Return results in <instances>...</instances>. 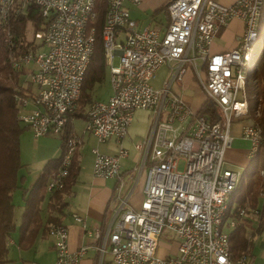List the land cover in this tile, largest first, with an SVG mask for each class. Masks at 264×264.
I'll return each mask as SVG.
<instances>
[{
	"label": "built area",
	"instance_id": "obj_1",
	"mask_svg": "<svg viewBox=\"0 0 264 264\" xmlns=\"http://www.w3.org/2000/svg\"><path fill=\"white\" fill-rule=\"evenodd\" d=\"M33 1L26 0L27 5ZM142 2L113 1L109 26L112 95L97 101L94 112L85 114L86 130L99 142L112 137L121 142L137 110H148L154 116L147 135L135 143L141 158L131 184H123L122 160L129 154L126 147L115 154L93 149L94 174L117 179L105 226L87 228L94 237L96 264H104L107 253L117 264H232L226 259L224 239H230L247 208H235L227 233L216 236L217 208L236 175V170L225 166L233 123L244 120L242 136L251 141L250 153L262 139L261 126L246 122L239 87V66L244 64L259 24L261 0H234L231 4L170 0V22L163 34L150 25L138 28L127 4ZM94 9L95 0H45V23L34 33L40 46L26 59L27 74L37 91L20 94L19 118L35 137L62 134L75 119L84 82L81 71L87 70L94 51ZM235 17L244 21V32L235 47L211 52L215 35ZM116 56L118 64H114ZM164 65L170 75L164 82H173V90H164V82L159 87L152 83ZM189 70L206 95L207 113L200 112L203 104L194 107L174 88L175 84L184 86ZM67 146H72V136L48 180L50 191L63 173ZM143 175V197L134 205L132 197ZM74 218L87 226L81 215L74 214ZM165 229L178 240L175 250L160 254ZM52 235L57 263L79 264L88 245L71 250L67 226ZM241 264H251L249 256L241 255Z\"/></svg>",
	"mask_w": 264,
	"mask_h": 264
},
{
	"label": "trees",
	"instance_id": "obj_2",
	"mask_svg": "<svg viewBox=\"0 0 264 264\" xmlns=\"http://www.w3.org/2000/svg\"><path fill=\"white\" fill-rule=\"evenodd\" d=\"M106 5V0H101L98 3V18L92 22L96 26L94 52L85 73L78 107L74 113L75 117H85V106L93 100L89 91L97 81L102 80L105 76L106 64L102 28L107 9ZM262 18H264V5ZM44 23L39 7L35 4L24 6L23 10L21 9L17 14L11 13L6 22L0 23V264H9L10 262L8 242H10L9 238L17 229L14 218L16 206L14 192L16 190L23 189L24 192V210L19 233V244L22 248L33 246L40 233L48 232L49 234L50 223L59 222H43L42 211L43 204L48 197V180L61 162L67 138L75 134L73 121L66 124L65 131L61 134V154L49 160L34 184L31 187H26L24 185L25 175L20 174V169L26 165L21 162L20 141L22 133L29 126L23 127L21 125L17 98L20 94L17 93L15 96L21 82L24 81V72L21 71L22 69L15 70L10 60L13 55H19L40 46V42L27 38L28 27L31 25L35 33L37 29L43 27ZM244 97L249 102L250 112L247 119L260 124L262 139L256 155L251 157L249 164L242 171L226 216L233 219L235 208L238 209L240 206L247 208V214L249 213V217L241 218L237 226L230 232L232 259L248 253L247 222L252 219L251 214L254 213L258 216L260 227L264 222V206L263 208L260 207L262 199H264L262 196L264 194V39L256 57V66L248 74ZM209 110L208 101L205 100L200 112L207 113ZM257 111H259V115L256 114ZM211 117H213V114H211ZM79 170L80 163L76 150L72 156V163L64 188L52 192L49 198H57L61 202L62 196L70 190ZM60 202L58 207L62 208L64 202ZM255 210L258 212H255ZM107 217L108 215L104 218L105 224L108 220Z\"/></svg>",
	"mask_w": 264,
	"mask_h": 264
},
{
	"label": "crops",
	"instance_id": "obj_3",
	"mask_svg": "<svg viewBox=\"0 0 264 264\" xmlns=\"http://www.w3.org/2000/svg\"><path fill=\"white\" fill-rule=\"evenodd\" d=\"M169 1L170 0H143V2L138 6L130 3H128L127 5L130 9L131 17L137 22V26L139 29L150 25L159 28L161 34H163L170 22V16L167 10ZM217 1L224 4H231L234 0ZM149 9H152V14L150 16L151 22L145 23L143 20L139 19L137 14L138 12L148 11ZM134 12H136V15L134 14ZM223 28L220 29L219 32L215 35L210 46L211 52H222L235 47L237 39H239V37L244 32V21L239 17H235L229 21V23L225 26L224 29ZM217 35H219L220 38H224V42L222 44H220L219 41L215 40L217 39ZM192 76L195 77L194 72ZM205 98L206 96L204 94L202 102L198 106L204 103ZM247 116H245L246 122H250V120L247 119ZM153 119L154 116L152 112L148 110H137L134 115V120L130 126L129 133L121 142L115 137L110 138L106 142H99L97 138L93 134H91L95 137L96 141L92 147V152L94 148H97L103 153L115 154L121 146H124L128 149V156L122 160V173L125 184H127V182L128 184H131V179H135V171L133 170L135 166L139 164L141 158V153L136 149L135 143L139 140L144 139L152 125ZM243 124L244 120H237L233 123L231 129L233 139L231 142V146L227 148L225 153V166L240 171L244 170V168L249 164V161L251 159L249 156L251 141L242 136ZM50 134L52 133L44 134L42 136ZM74 135L81 138V143H79L76 148L80 163L79 173L75 181L71 185L70 190L62 196L61 202L57 200V198L50 199L49 196L54 191L51 192L47 189L48 197L43 204L42 211L43 222L50 223L51 221H59V223L65 224L69 229V247L71 250H76L81 246L88 245V249L86 253L82 256L79 264H96L97 252L95 247L93 246L94 237L92 235H89L87 228L94 229L102 228L105 226L104 218L105 216L108 215L109 217L110 215L109 201L115 191L117 179L113 177L104 178L95 175L93 172L94 159L90 168L85 165L83 166L80 160V149L81 145L83 144V136H79L76 133ZM61 143L62 139L60 142V151L57 155L53 157L43 158V160H47L44 166L49 160L58 157L61 154ZM128 172H131V174H133L130 180H126ZM143 178L144 175L140 179L139 183L143 180ZM34 182L31 183L29 186H26V183L24 185L26 187H31ZM262 196L264 197V194H262ZM142 197V188L138 194H135L134 191L132 203L134 205H138L142 200ZM59 202H64L62 208L58 207ZM263 206L264 199H262L260 207L263 208ZM74 214L81 215L83 218H85L87 226L85 227L81 222L76 221L74 218ZM248 214L242 219L249 217ZM251 217L252 219L247 222L249 244L248 253L246 255L249 256L251 264H264V222L263 225H261L260 227V221L258 219V216L253 213L251 214ZM20 226L15 230L14 238H12V235L9 238L10 242H8V246L12 244L15 245L17 249V252L14 256L11 257L8 254L10 258L9 264H43L44 261H38L39 258L37 257V251L38 249H40L39 247H41V238L49 237L51 239L48 232L44 234L40 233L33 246L29 248H22L19 244ZM49 247L55 253L52 263L49 264H57V254L53 240ZM167 252L168 251L166 250V248L160 245L159 253L166 254ZM106 255L104 264H117L113 261L112 255L110 253H108L107 256Z\"/></svg>",
	"mask_w": 264,
	"mask_h": 264
},
{
	"label": "rangeland",
	"instance_id": "obj_4",
	"mask_svg": "<svg viewBox=\"0 0 264 264\" xmlns=\"http://www.w3.org/2000/svg\"><path fill=\"white\" fill-rule=\"evenodd\" d=\"M134 14L136 15V12H134ZM151 14H152V9H149L148 11L138 12L137 15L139 19L143 20L145 23H150ZM263 34H264V30L261 31L259 40L262 39ZM27 38L29 40L35 39L37 42L40 40L34 37V30L31 25H29L28 27ZM223 39L224 38H220L219 35H217V39L215 40L219 41V43L222 44L224 42ZM118 62H119V56H116L114 59V64H118ZM105 64H106V72L104 78L100 81H97L94 84L93 88L90 89L89 91L91 96L93 97V100L106 101L112 95L110 65L109 63L108 64L105 63ZM251 65H252V61L250 62V66L246 69L247 74L252 72V70H250ZM25 68L26 71H24L23 69L21 70L22 72H24L23 73L24 81L21 82V86L18 88V91L15 93V96L17 93L25 95L31 90L37 91L36 85L31 84L30 78L27 74V65L25 66ZM192 75H193V71L189 70L184 78V86H177L175 84L174 88L179 95L184 97L186 101L193 104L194 107H198V105L202 102L205 93L200 87L198 79L193 77ZM169 76H170L169 68L167 67V65H164L156 73L155 77L152 79V83L155 86L159 87L162 85L165 79L169 78ZM202 76L203 77L206 76L204 70L202 71ZM241 93L243 96L245 95V87ZM206 99L207 98H205V100ZM91 102H89L85 106V111H87ZM17 106H18V102H17ZM86 123H87L86 118L83 116H79L74 119L75 133L79 136H83V144L81 145V149H80L81 152L80 160L83 166L85 165L88 168H90L94 159L92 147L96 141H95V137L91 135L92 133L86 130ZM21 125L24 127L27 124L21 121ZM61 139H62L61 134H55V133L50 135L35 137L32 130L29 127H27V129L22 133L21 141H20V146H21L20 157H21V162L26 165H24L20 169V174L25 175L26 186H29L31 183H33L36 180L40 171L43 169V166L47 161V160H43V158L53 157L59 153ZM179 167L181 169L183 168V162L180 163ZM132 175L133 174H131V172H128L126 180H130ZM143 183H144V178L136 186L135 194L139 193V191L143 187ZM14 202L16 204L14 218H15V222L17 223V228H19L22 219L23 209H24L23 189H18L14 192ZM14 234L15 231L12 234V238H14ZM171 238H173L174 240ZM51 239L53 240V238ZM51 239L49 237H43L40 239L41 247H39L40 249H38L37 251V257L39 258L38 261H44V263L42 262L43 264H49L52 263L53 261V257L55 253L49 247L52 242ZM177 240L178 239L175 237L174 232H172L170 229H165L161 235V245L164 248H166L167 251L175 249ZM16 252H17L16 246L11 244L9 246V255L12 257L15 255ZM56 263H57V259H56Z\"/></svg>",
	"mask_w": 264,
	"mask_h": 264
},
{
	"label": "bare ground",
	"instance_id": "obj_5",
	"mask_svg": "<svg viewBox=\"0 0 264 264\" xmlns=\"http://www.w3.org/2000/svg\"><path fill=\"white\" fill-rule=\"evenodd\" d=\"M101 0H95V9L93 13V20L94 22L98 18V11L97 6L98 3ZM113 1L114 0H106L107 3V9L105 12V20L104 25L102 28V40H103V47H104V54H105V63H109L110 65V74H111V82H112V63L111 58L109 55L110 50V35H109V26L111 25V13L113 8ZM33 4L39 7L40 15L44 17V10H45V0H36L33 1ZM27 5L26 0H0V23L6 22L9 18L11 13H18L21 9L23 10L24 6ZM264 5V0H261V4L259 5V14H260V20L258 27L255 28V33L252 35V42H250V47L247 48V55L245 57L244 64H241L239 66V87L240 92L245 87L248 74L246 73V69L250 66V62L252 61L251 69L255 68L256 66V57L258 54V51L260 47L262 46V41L264 39V34L262 36V39L259 40L261 31L264 30V18H262V9ZM261 24V25H260ZM92 34H93V40H94V46H95V34H96V26L92 24ZM9 36H11L9 34ZM94 52V51H93ZM27 57H32V49L21 53L19 55H13L11 56V65L15 70L23 69L25 70V66L27 65L26 59ZM26 71V70H25ZM86 71H81V80H84ZM164 90H173V82H164ZM19 101V110L21 107V97L18 96ZM243 99V111L244 115H249V102L248 100L242 95ZM98 100H93L86 113H92L94 112L95 106H97ZM257 115H259V111L256 112ZM251 127H260V124L256 121H250L248 122ZM81 143V138L73 135L72 136V146H67V154L65 155V162L63 166V173H60V179L56 183H54L52 191L62 190L65 186L66 179L69 175L70 166L72 163V156L78 146V144ZM259 147H254V152H251L249 154L250 158L254 157L257 153ZM242 171L236 170V175H234L233 184L228 186L227 192H225L224 197H222V203L219 204V208H217V227H216V236H224L225 233H227V227L228 225H231V218L226 217L227 213L230 208L231 199L232 196L238 186L239 180L241 178ZM123 184H125L123 179ZM66 225L59 222H52L49 225V236L53 238L52 232L58 230V229H65ZM224 247L226 250V259L227 262H230L232 264H241V256L236 259H232L231 257V251H230V239H224ZM244 256H247L244 254Z\"/></svg>",
	"mask_w": 264,
	"mask_h": 264
}]
</instances>
